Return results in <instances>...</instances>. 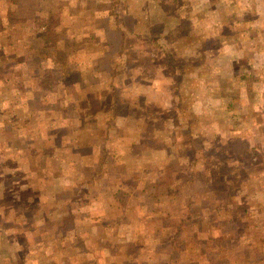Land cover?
Wrapping results in <instances>:
<instances>
[{"label": "rangeland", "instance_id": "obj_1", "mask_svg": "<svg viewBox=\"0 0 264 264\" xmlns=\"http://www.w3.org/2000/svg\"><path fill=\"white\" fill-rule=\"evenodd\" d=\"M9 1L0 264H264V50L244 46L248 137L211 97L230 36L264 48V0Z\"/></svg>", "mask_w": 264, "mask_h": 264}, {"label": "trees", "instance_id": "obj_2", "mask_svg": "<svg viewBox=\"0 0 264 264\" xmlns=\"http://www.w3.org/2000/svg\"><path fill=\"white\" fill-rule=\"evenodd\" d=\"M21 0H14V2L9 1L10 3H15V6L19 5V2ZM255 4H257L256 0H244V10H246L244 13L248 14L250 8H252V13H254L255 10ZM237 7L240 6V3L236 5ZM256 24V23H255ZM229 38V37H228ZM216 42V40H215ZM219 42V41H218ZM252 42L255 49H260L263 51V40L260 36V31L258 28L253 29H247L245 33H243L242 37L235 38L231 37L230 39L225 43V45L228 47L230 53H232L231 61L237 64V68L234 69V72L228 71L227 74H224L223 76L219 74L218 78V87L215 94H211V97L213 99V102L215 104V108L217 112V118L212 120V122L219 123V127L222 128V131L229 134V129L226 125L230 124L232 127V131H234V135L232 138L236 137H248V132L252 129V122H251V116L256 114L253 112L252 107L248 109L247 112H244L243 109L240 107V101L241 97H245L246 100L250 101L249 97L251 98L252 92H248V90H245V79L248 82V80L251 83H258L259 85L262 84V82H258L259 78L255 76L254 74L247 73V66L248 64L244 62L246 55L249 50L247 48H244L246 43ZM198 43V42H197ZM216 48L215 51L219 50L220 46L218 44H214ZM197 47L199 46V43L197 44ZM262 48V49H261ZM212 50V49H211ZM195 51V50H194ZM210 51V50H206ZM197 52V51H195ZM203 56L205 54L204 51L201 53ZM222 57L217 56L215 60V65H220V60ZM229 65V63L227 64ZM229 67V66H227ZM246 68V69H245ZM253 80V81H252ZM243 82V83H242ZM242 83V84H241ZM223 87H222V86ZM256 98H258L259 94H255ZM237 104L234 106V104ZM227 104V105H226ZM226 105L225 107H223ZM235 124H241L244 126L243 130H235L234 127Z\"/></svg>", "mask_w": 264, "mask_h": 264}, {"label": "crops", "instance_id": "obj_3", "mask_svg": "<svg viewBox=\"0 0 264 264\" xmlns=\"http://www.w3.org/2000/svg\"><path fill=\"white\" fill-rule=\"evenodd\" d=\"M177 2H179V3H180V0H179V1H177Z\"/></svg>", "mask_w": 264, "mask_h": 264}]
</instances>
